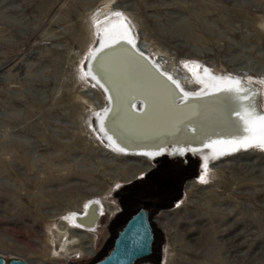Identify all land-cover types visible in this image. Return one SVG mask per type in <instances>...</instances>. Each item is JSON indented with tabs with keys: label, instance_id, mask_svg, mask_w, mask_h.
Instances as JSON below:
<instances>
[{
	"label": "rangeland",
	"instance_id": "rangeland-1",
	"mask_svg": "<svg viewBox=\"0 0 264 264\" xmlns=\"http://www.w3.org/2000/svg\"><path fill=\"white\" fill-rule=\"evenodd\" d=\"M118 16L154 63L181 80L203 67L242 76L264 111V0H0V255L88 264L145 207L154 253L136 264H264L263 145L148 160L98 138L106 95L85 67ZM96 198L114 210L81 252L63 227L76 233L68 217Z\"/></svg>",
	"mask_w": 264,
	"mask_h": 264
},
{
	"label": "bare ground",
	"instance_id": "bare-ground-1",
	"mask_svg": "<svg viewBox=\"0 0 264 264\" xmlns=\"http://www.w3.org/2000/svg\"><path fill=\"white\" fill-rule=\"evenodd\" d=\"M99 31L100 46L90 51L85 75L106 95L105 105L98 108L104 110L98 127H93L108 150L148 160L192 152L208 159L211 153L240 152L245 144L264 146V111L256 102L258 88L250 81L213 73L207 67L181 80L170 67L148 57L120 16ZM150 167L141 166L145 171ZM188 186L194 187V181ZM85 205L68 217L76 233L67 225L62 227L71 232L66 243L78 236L84 243L78 249L92 253L95 241L89 232L97 228L103 209L114 210V206L100 198Z\"/></svg>",
	"mask_w": 264,
	"mask_h": 264
},
{
	"label": "water",
	"instance_id": "water-1",
	"mask_svg": "<svg viewBox=\"0 0 264 264\" xmlns=\"http://www.w3.org/2000/svg\"><path fill=\"white\" fill-rule=\"evenodd\" d=\"M155 232L150 210L142 207L127 221L115 238L113 248L92 264H136L154 253ZM0 264H34L26 259L0 255Z\"/></svg>",
	"mask_w": 264,
	"mask_h": 264
},
{
	"label": "trees",
	"instance_id": "trees-1",
	"mask_svg": "<svg viewBox=\"0 0 264 264\" xmlns=\"http://www.w3.org/2000/svg\"><path fill=\"white\" fill-rule=\"evenodd\" d=\"M105 256H106V255H105ZM105 256H104V257H105ZM104 257H103V258H104ZM101 259H102V258H101ZM101 259H98V260H96V261H99V260H101ZM96 261L90 262V263H88V264H92V263H94V262H96ZM137 262H138V261H137Z\"/></svg>",
	"mask_w": 264,
	"mask_h": 264
},
{
	"label": "snow or ice",
	"instance_id": "snow-or-ice-1",
	"mask_svg": "<svg viewBox=\"0 0 264 264\" xmlns=\"http://www.w3.org/2000/svg\"><path fill=\"white\" fill-rule=\"evenodd\" d=\"M236 83L239 84V81H237ZM262 119H264V118H262ZM247 146H248L247 144L244 145V147H247Z\"/></svg>",
	"mask_w": 264,
	"mask_h": 264
}]
</instances>
